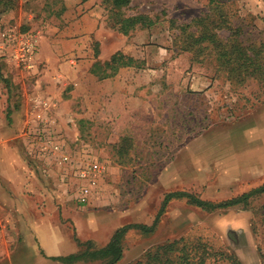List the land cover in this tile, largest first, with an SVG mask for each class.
I'll return each instance as SVG.
<instances>
[{
    "label": "rangeland",
    "instance_id": "obj_1",
    "mask_svg": "<svg viewBox=\"0 0 264 264\" xmlns=\"http://www.w3.org/2000/svg\"><path fill=\"white\" fill-rule=\"evenodd\" d=\"M208 7L209 0H131L115 10L108 0H0L5 114L11 119L25 104L30 116L17 134L0 136L27 169L24 189L0 187V264H66L22 232L25 218L51 221L69 256L77 240L100 249L118 229L158 218L153 235L127 234L118 264L182 238L210 246L207 264H264V194L213 212L187 198L163 208L170 193L222 203L264 185V83H232L214 57L185 50L181 27ZM221 11L243 43L264 46V0H222ZM139 15L155 24L119 31L122 18ZM27 38L37 48L31 67L13 58L17 40ZM66 150L74 169L60 156ZM10 157L7 150L2 158ZM93 163L101 173L81 204L77 172ZM72 171L79 181L63 182Z\"/></svg>",
    "mask_w": 264,
    "mask_h": 264
},
{
    "label": "trees",
    "instance_id": "obj_2",
    "mask_svg": "<svg viewBox=\"0 0 264 264\" xmlns=\"http://www.w3.org/2000/svg\"><path fill=\"white\" fill-rule=\"evenodd\" d=\"M108 1L114 10L122 9L124 6L131 4V0ZM221 6L222 0H209V7L205 14L194 19L192 23L181 27V35L189 36L188 40H190L189 46L185 50L194 52L197 49L202 56L214 57L220 66L226 70L232 83L242 85L251 79L264 83V46L243 43L240 40L242 31L230 25L228 15L221 11ZM154 24L155 21L145 15L124 17L119 31L127 35L130 30L135 29L137 26L146 28ZM225 30L229 32L227 39L220 34L221 31ZM120 58L125 59L123 56H120ZM117 60L118 57H115L114 61ZM132 62L133 60L129 58L128 62H123V64L129 66ZM260 194H264V185L225 202L213 203L187 192H176L166 196L163 208H166L174 198H187L190 204L204 211L213 212L217 209L231 208L240 204L247 205L253 197ZM159 222L160 220L157 218L152 226L144 224L124 226L115 232L106 247L100 249H93L91 242L84 244L78 240L83 249L80 253L54 257L53 259L66 264H73L85 258L105 260L107 261L106 264H118L124 258V241L127 234L139 230L145 236H151L157 231ZM213 256L214 252L208 244L197 241L190 245L186 238H182L157 245L146 252L143 259L130 264H207ZM232 259L234 264H239L234 257Z\"/></svg>",
    "mask_w": 264,
    "mask_h": 264
},
{
    "label": "crops",
    "instance_id": "obj_3",
    "mask_svg": "<svg viewBox=\"0 0 264 264\" xmlns=\"http://www.w3.org/2000/svg\"><path fill=\"white\" fill-rule=\"evenodd\" d=\"M2 89H1V85H0V136L1 138L3 137L2 132L9 134V136L14 133L17 134V129L19 131V126L20 123L24 122L25 120H29L30 116L28 118H26V116H24V113H26L24 111L25 109V104H23L21 106V108H14L13 109V113L9 116L11 119H9L6 114V104H5V98L2 95ZM2 95V96H1ZM8 106V104H7ZM26 115V114H25ZM11 120V121H10ZM10 122H12V124H10ZM1 128H5V130H2ZM10 151L11 154H13V157H10V159L7 161H3L4 154L6 153V151ZM68 155L67 150L63 151V154H60V156L62 157L63 155ZM25 161V159H24ZM74 162V161H73ZM23 165L20 162V157L18 156V154L16 153V149L11 147V146H3L0 144V187H2V191L4 189V185L6 186H15L17 184H19L21 186L22 189L25 188V186L23 187L24 183H26V178L27 175L25 173V171L27 170L25 167V170L23 169L26 163L22 162ZM76 164V162H75ZM68 167L71 169H74V165L73 164H68ZM22 169H21V167ZM5 170H7L8 173H6V175H4ZM69 172H71V170H69ZM73 173H68L65 174L62 178L63 182H68L69 184H71L74 181H77L78 179L75 178L74 175H76V172L72 171ZM23 179V180H22ZM79 181V180H78ZM45 216V215H44ZM43 217V216H41ZM28 218V217H27ZM25 226L26 228H22V232L25 234H28L31 237H34L35 241H37L36 239H38V243L40 245V247L46 252V254L48 256H69L68 255H64L63 254V248L64 245L61 244L60 238L59 236L56 234V227L54 225H50L51 221H47L46 219H40L38 222L33 223V221H31L28 218H25ZM76 242V246H77V251L76 252H80L82 251V247L79 245L78 240L75 241ZM80 242V241H79ZM82 243V242H81ZM75 251H73L71 253L72 254H78Z\"/></svg>",
    "mask_w": 264,
    "mask_h": 264
},
{
    "label": "built area",
    "instance_id": "obj_4",
    "mask_svg": "<svg viewBox=\"0 0 264 264\" xmlns=\"http://www.w3.org/2000/svg\"><path fill=\"white\" fill-rule=\"evenodd\" d=\"M36 44L30 39L17 40V45L14 49L13 58L18 64H26L33 66V60L36 55ZM59 151L58 146L55 147ZM63 153V152H61ZM63 161H71L68 155H63ZM101 173V168L98 164H88L77 172L78 179L83 182V187L80 190L79 202L81 204H89L93 189L97 186L98 175Z\"/></svg>",
    "mask_w": 264,
    "mask_h": 264
}]
</instances>
